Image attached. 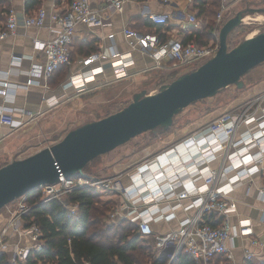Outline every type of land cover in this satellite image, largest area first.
I'll list each match as a JSON object with an SVG mask.
<instances>
[{"label": "built area", "instance_id": "1", "mask_svg": "<svg viewBox=\"0 0 264 264\" xmlns=\"http://www.w3.org/2000/svg\"><path fill=\"white\" fill-rule=\"evenodd\" d=\"M125 2L126 0H105L103 7L94 9L90 5V0H69L66 2L67 6L63 11L52 12L49 17L56 25L53 30L54 34L46 40H34V45L40 47L43 52L45 63L41 69L34 67L30 72L34 75L42 73L45 77H49L54 70L68 64L76 26L84 24L91 28L101 27L107 19V9L122 12ZM225 10L226 5L222 4L216 13L217 24L222 23ZM146 17L154 24L167 25L171 15L165 12H150ZM46 18L47 11L42 6L31 13H24L21 18L13 8L9 7L6 11V19L0 26V39L14 35L19 25L41 27ZM177 19L182 31H188L192 27L198 26V18L192 11L179 14ZM122 33L132 47H138L148 53L155 68H163L164 66L175 69L189 68L190 65L199 60L213 57L218 50V40L214 41L213 39L205 45H198L195 42L185 43L181 38L173 35L162 41L155 32L139 31L129 26H124ZM108 37H113V34H108ZM101 56L100 53H92L83 61H95ZM163 60H165L164 63ZM132 64H134V60L131 51L111 50V80L120 81L129 78L131 73L128 68ZM102 71L103 67L99 65L91 68L88 74H73L64 83V87H85L88 82L96 80L95 76ZM4 78L3 76L0 79V94L6 96L10 85ZM32 82L34 83L36 80L31 77L26 84L29 85ZM57 102V100H51L50 103L53 105ZM243 120L249 129L252 122L257 123L254 115ZM236 121L237 117L230 114L216 125L206 126L194 134L187 135L188 138L183 142L187 151L178 153V157L185 152L188 155L184 158L180 156L182 163L178 166L181 169L175 168V165L171 163L170 166H173L174 169L166 171L168 168L164 167L159 174L150 178L151 181L146 176L142 179L133 177L144 166H151L154 160L157 164L166 160L167 153L177 147V141L160 154L139 165L129 175L131 183L129 181L127 185L122 184L119 180L115 181L116 179L111 177L94 180L85 175L66 178L60 174L57 183L41 186L44 191L42 201L54 197L62 199L63 195L84 185L111 187V189L118 191L121 198L128 202L132 208L128 211H126V207L117 208L110 213L109 219L117 221L127 218L135 222L138 233L144 237H154L155 254L157 257L166 256L167 264L171 263L179 251L187 253L194 264H211L215 257L221 255L231 259L230 247L237 233L240 237L247 238L251 245L258 247L263 252L255 254L249 250H244L245 261L257 258L261 254L264 255V233L262 237L256 236L249 218L238 220V230L235 231L236 227L232 224L230 216L236 212L237 205L230 194L242 182V175H247L246 179L257 173L264 175V166L262 165L264 143L253 142L254 136H252L244 145L235 146L249 132L247 128L248 130L239 132L237 136L230 137L229 130H232ZM0 124L8 126L10 129H18L22 122L14 118L11 110L3 109L0 111ZM258 124L264 127V109ZM206 130L215 132L214 134L211 132V137L214 135L218 137L219 131H223L226 137L223 139L224 141L220 140L215 145L206 143V136L198 140L195 139L199 133ZM262 134H264V128ZM202 141L205 145L201 143ZM226 141L232 145L233 149L226 155L224 161L214 168L212 162L216 160V153L222 150ZM250 141L252 143L247 145ZM192 148H197L195 152L198 153L197 155L189 153ZM205 159L212 161L203 162L199 166L196 165L197 162ZM191 162L193 164L189 166ZM258 197L264 202V185L258 188ZM26 198V195H23L13 201H16V206L12 209L13 215H9L5 224L0 228V251L6 250L9 245L7 238L12 235L24 236L30 241V244H13L12 262L25 263L29 251L41 247L39 226L33 220L26 221L24 219V214L30 208ZM186 199H189V202L183 204L182 201ZM65 205L70 213H74L77 209V204L65 203ZM165 208H171V212L156 215L157 212L163 211ZM180 208L185 213L181 217L177 215ZM211 214L215 216H211ZM260 219L264 221V210H262ZM158 220L175 221L176 226L168 231L156 233L153 224L159 222ZM261 262L264 263V260ZM36 264L57 263L39 261Z\"/></svg>", "mask_w": 264, "mask_h": 264}, {"label": "crops", "instance_id": "2", "mask_svg": "<svg viewBox=\"0 0 264 264\" xmlns=\"http://www.w3.org/2000/svg\"><path fill=\"white\" fill-rule=\"evenodd\" d=\"M7 1L10 7L17 12L19 18L26 13V0ZM67 1L42 0L39 7L42 6L47 11V18L43 26L23 27V25H19L14 35L0 39V79L4 76V79L10 85L8 95L3 96L0 94V111L3 109L11 110L14 118L17 121H21L22 125L39 122L43 115L53 108L58 107L60 103H63L65 97L76 96L72 91V87H64V83L71 75L76 73L88 74L91 68L101 65L103 71L95 76L96 80L88 82L86 84L87 87L88 85L93 86L103 80H111L110 53L113 49L118 52L131 51L134 64L129 66L128 71L132 75L142 74L153 69L168 72L178 70L167 66L155 68L154 62L148 53L138 47H132L129 44L128 39L122 33V28L129 26L137 30L138 20L146 18L148 13L165 12L171 15L168 22V25H171V29L168 33L183 39L190 29L188 31H182L177 16L186 13V11H192L195 14L198 13L197 8L193 4V0H126L122 12L107 9V19L103 26L97 28H91L84 24L76 26L74 39L70 47L71 59L68 64L64 65V67L55 72L51 77H45L42 73L34 75L30 71L34 67L41 69L45 63L43 52L40 47L34 45V40H46L54 34L53 30L56 25L50 20L49 15L54 11H63L67 6ZM241 1L243 3L248 2L252 6L263 5L255 0H221L220 7L222 4L226 5L224 20L230 16L225 14L227 9L235 2ZM90 5L94 9H99L105 5V0H90ZM203 24L204 18L198 16V26L192 27L191 30L199 32ZM110 33L113 34L111 38L108 37ZM216 33H218V29L214 32V34ZM90 46H95L96 50L94 52L100 53L102 56L95 61L84 62L83 59L89 55L86 51ZM90 52L93 53L92 51ZM60 74H63L62 79H60ZM31 77L36 82L27 85L26 82ZM260 80H258L256 90L262 94L261 97L264 103V80H261V82ZM79 93L81 94V92ZM51 100H57L58 102L52 105L50 103ZM247 128L245 126V129L241 132L249 129ZM18 130L19 128L10 129V127L0 124V164L11 161L9 156L12 153V144L15 138L19 137ZM260 139L264 141V135ZM262 165L264 166V160L262 161ZM263 176L261 173H257L249 179L245 177V180L243 179L230 194L235 199L237 205L236 212L230 216L232 224L236 227V232L238 230V220L249 218L251 219L254 234L262 237L264 233V221L260 219L262 210H264V202L258 197V188L264 185ZM183 202L186 203L187 200H183ZM178 216L181 217L183 215ZM6 217L0 212V228L5 224ZM153 225L162 233L174 228L176 222L159 221ZM7 241H9V245L6 247V250L10 255H12L13 244H28L26 237H19L18 235L8 237ZM230 250L232 255L231 259L221 255L215 257L211 264H224L223 260L226 258L229 261L228 264H244V250H249L255 254L263 253L258 247L251 245L247 238L240 237L238 233L234 242L231 243ZM253 260L261 262L264 260V255L261 254Z\"/></svg>", "mask_w": 264, "mask_h": 264}, {"label": "rangeland", "instance_id": "3", "mask_svg": "<svg viewBox=\"0 0 264 264\" xmlns=\"http://www.w3.org/2000/svg\"><path fill=\"white\" fill-rule=\"evenodd\" d=\"M255 1L262 3L263 5L252 6L248 2H235L227 9L225 14H228L230 15L229 17H231L239 9H264V0ZM251 16L255 17L257 16V13H254ZM247 21L250 23H243L244 26H239L234 32H232V34L229 33L227 37L229 48L241 37L243 32L246 31L245 35H248L254 30L256 32L264 30V24L261 23L263 19H260L259 21ZM215 35L216 36H214L213 40L217 41L218 33ZM207 60L208 58L199 60L195 64L190 65L191 67L189 68H180L175 71L183 73L190 68L199 66ZM164 62L165 60H163V63ZM167 72L168 71L153 69L142 74H131L129 78L120 81L103 80L93 86L88 85L87 87L86 85L85 87H72V91L74 95H76L75 97H65L63 103L59 102L60 105L43 115L39 122L35 124H24L19 127V137L15 138L12 144L13 150L11 151L12 153L10 154L9 159L12 160L15 156L17 158L27 156L44 146H48L60 140L67 131L85 121L97 120L122 109L132 101L135 93L142 90L156 92L160 88V85L155 82L157 77L155 74ZM263 76L264 62L255 66L243 75L241 78L243 83L242 87L238 88L236 85H230L219 90L212 97L194 101L180 110L173 117V123L168 128H157L153 131H147L135 135L127 142L95 157L85 166V176L94 180L111 177L116 179L115 181L119 180L122 184L127 185L130 181L129 175L134 172L139 165L160 154L177 141V146L183 147L180 146L182 144L181 141L187 138V135L194 134L206 126L216 125L230 114L237 117V121L235 125L232 126V130H229L230 137L237 136L239 132L245 129L243 119L248 116L254 115V118L257 121V123L252 122L249 130L255 128L258 126V121L261 118L262 110L264 109V103L261 97L262 94L258 93L256 90V85L259 82L258 80H264ZM79 92H81V94ZM225 137L226 135L224 132L219 131L218 137L214 135V137H211L209 140V143H213L214 145L215 143L218 144V142L225 139ZM242 140H245V138H242ZM246 141H244V143H246ZM203 142L204 141L201 143ZM238 143L240 142L238 141L235 146L240 147L242 144ZM250 143L251 141L247 144ZM232 149V145L226 141L222 150L216 153L217 158L212 162V167H218ZM170 167H168L166 171L172 170ZM96 189L99 193L101 203L104 202L109 210L107 213V220L111 221L109 215L117 208L120 209L126 207V211L132 208L129 206L128 202L121 198L119 192L115 189L101 186L96 187ZM41 192L43 196V189ZM64 196L65 195H63V197ZM186 200L189 202V199ZM12 202H10L8 206H4L0 209V212L7 217L13 215L12 209L15 208L16 201ZM182 203L185 204L183 201ZM181 214L185 215L182 208L177 211V215ZM153 229L156 233L160 231L155 228L154 225ZM153 239V236L144 237V241L146 242L153 243ZM27 243L30 244V241L27 240ZM9 259H12V255L9 256ZM224 261H227V259L223 260V263Z\"/></svg>", "mask_w": 264, "mask_h": 264}, {"label": "water", "instance_id": "4", "mask_svg": "<svg viewBox=\"0 0 264 264\" xmlns=\"http://www.w3.org/2000/svg\"><path fill=\"white\" fill-rule=\"evenodd\" d=\"M264 17L263 8L239 9L218 30L216 54L195 68L163 83L156 92L142 90L122 109L70 129L58 141L0 166V209L28 192L55 184L63 177L83 176L95 157L135 135L168 128L173 117L194 101L214 96L230 85L242 87L241 78L264 62V30L247 34L229 48V33L243 23ZM249 18L246 19V17ZM264 24V19L261 21Z\"/></svg>", "mask_w": 264, "mask_h": 264}, {"label": "trees", "instance_id": "5", "mask_svg": "<svg viewBox=\"0 0 264 264\" xmlns=\"http://www.w3.org/2000/svg\"><path fill=\"white\" fill-rule=\"evenodd\" d=\"M41 2L42 0H26V13L35 11ZM193 4L198 11L197 18L198 16L204 18V24L201 31L194 32L190 29L181 39L185 43L195 42L198 45H205L216 36L214 32L219 30L224 21L223 19L221 24L215 21L221 0H193ZM9 7L7 0H0V26L6 19V11ZM136 28L139 31L155 32L162 41L170 37L168 32L171 25L154 24L147 17L139 19ZM245 33L246 31L231 47L237 44ZM95 50V46H90L86 53L90 55L92 54L90 51L95 53ZM62 67L64 65L54 70L50 77ZM179 74L177 71L156 73L155 82L161 85L170 82ZM62 77L63 74H60V79ZM5 163H1L0 166ZM41 190V187H38L26 194V202L30 208L24 214L26 221L33 220L39 226L41 247L31 249L25 263L12 262L9 259V252L1 250L0 264H36L39 261L57 264H167L166 256H156L154 242L144 241V236L137 232L135 222L127 218L117 221L107 220L109 210L104 202L101 203L96 187L84 185L74 188L62 199L54 197L46 201H42ZM65 203L77 204L76 211L70 213ZM211 216L215 215L211 214ZM228 262L227 259L224 264ZM170 264H194V262L187 253L179 251ZM245 264L264 263L251 259L245 261Z\"/></svg>", "mask_w": 264, "mask_h": 264}, {"label": "bare ground", "instance_id": "6", "mask_svg": "<svg viewBox=\"0 0 264 264\" xmlns=\"http://www.w3.org/2000/svg\"><path fill=\"white\" fill-rule=\"evenodd\" d=\"M247 18H249V16H247L246 17V19ZM256 20H260V19H264V17L261 15V14H258V16H256V18H255ZM256 31L254 30V31H252V32H250L249 34H248V36H251V35H253L254 33H255ZM256 121V120H255ZM263 128L264 127H262V126H259V124H258V126H256L255 128H253V129H251V130H249V133L247 132V134L245 135V140H242L241 139V142H240V140H239V142L240 143H238V144H244V141H246V140H248L249 139V137H252V136H254V140L255 139H258V140H255V141H253V142H257V143H264V141H262V139H260V137H262L264 134H262V130H263ZM258 129V130H257ZM255 130H257V131H255ZM255 131V132H254ZM211 132L212 131H210V130H206V131H204L203 133H199L196 137H195V139L196 140H198V139H201V137H204V136H206L207 137V140H206V143L207 142H209V140L211 139L210 137H211ZM254 132V133H253ZM213 134L215 133V132H212ZM188 138V137H187ZM187 138H185L184 140H182L181 142H182V144L180 145V146H183V147H179V146H177L176 148H174V150H172V151H170L169 153H167V160L166 161H163V162H161L160 164H157V162H153V163H151V166L150 165H148V166H144V168H142L141 169V171L140 172H138V173H136V175H134L133 177L134 178H137L138 177V179H142L143 177H145L146 176V178L147 179H149V181H151L152 179H150V178H152L153 176H155V175H157V174H159L160 173V170H162L164 167H166V168H168V167H170V164L172 163V164H174L175 165V168L177 167L178 169L180 168V166H178L180 163H182V161H180V156H182L183 158L184 157H186V155H187V153L185 152V154H180V156L178 157V153L180 152V153H183V151L185 150V151H187V149H186V146H185V144L183 143ZM224 141V140H223ZM222 141V142H223ZM251 143H252V141H251ZM203 144H204V142H203ZM237 144V143H236ZM205 145V144H204ZM248 145V144H247ZM196 149L197 148H192L191 150H190V152L189 153H195L196 152ZM263 152H264V148H263ZM188 153V154H189ZM196 155L198 154V153H195ZM188 156V155H187ZM193 157H195V156H193ZM242 160V159H241ZM210 161H212L211 159H208V160H201V161H199V162H197L196 163V165L197 166H199V165H201L203 162H210ZM193 163L191 162L190 164H189V166H191ZM171 169H174L173 168V166H171L170 167ZM181 169V168H180ZM140 173V174H139ZM140 175V176H139ZM245 177H247V175H242V178L244 179ZM129 180H130V183H131V179L129 178ZM150 183H152V182H150ZM162 207H163V205H162ZM169 212H171V208H165L163 211H159V212H157L156 213V215H158V214H160V213H169ZM161 218H163V217H161ZM158 221H160V220H158Z\"/></svg>", "mask_w": 264, "mask_h": 264}]
</instances>
